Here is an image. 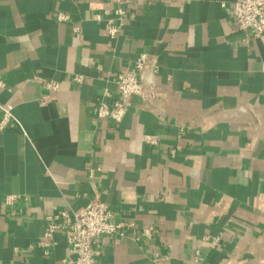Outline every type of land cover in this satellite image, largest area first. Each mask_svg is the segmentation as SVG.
Instances as JSON below:
<instances>
[{
  "label": "crops",
  "instance_id": "obj_1",
  "mask_svg": "<svg viewBox=\"0 0 264 264\" xmlns=\"http://www.w3.org/2000/svg\"><path fill=\"white\" fill-rule=\"evenodd\" d=\"M234 1L132 0L112 39L109 0H0V102L19 121L0 129V264H76L64 228L44 252L46 216L66 224L96 197L132 223L98 264H264V35L237 28ZM142 52L160 59L165 121L139 97L120 123L98 119Z\"/></svg>",
  "mask_w": 264,
  "mask_h": 264
},
{
  "label": "built area",
  "instance_id": "obj_2",
  "mask_svg": "<svg viewBox=\"0 0 264 264\" xmlns=\"http://www.w3.org/2000/svg\"><path fill=\"white\" fill-rule=\"evenodd\" d=\"M112 4V12L105 20V29L110 38L118 37L126 22L134 17L131 10L132 0H109ZM227 6L226 2L222 3ZM231 15L238 29L254 31L255 36L264 35V0H236L230 4ZM97 20H103L100 13L95 14ZM57 19L60 21L69 20L70 15L59 13ZM75 27V31H79ZM161 70L158 55L150 52H142L134 60L132 66L126 70L119 71L114 81L117 89L116 94L108 88L104 89L94 106V114L98 119H111L120 123L129 108L132 106L133 97H139L143 107L150 110L161 121H165L167 115L164 101L159 96L158 74ZM43 87L48 91H55L60 88V83L55 80H47L39 77ZM75 81L81 82L82 75H75ZM7 82L0 76V90ZM49 96L43 94L40 102L45 104ZM0 129L4 128L10 121L19 123L13 113V106L0 102ZM143 140L151 145L160 143V135L145 133ZM180 146L172 150L175 153ZM93 175V172H90ZM20 195H9L7 203L12 204L13 200ZM62 217L68 219L66 224L57 222L54 215H47V226L44 238L40 245L45 253H49L51 247L57 244L55 234L62 228L66 231V238L71 254L76 264H98V257L102 252L103 239H109L114 235H124V229L132 223L125 221H114L113 213L109 205L100 198L92 199L86 206L80 209L62 211ZM152 227L143 229V234L151 236ZM219 237L212 239V245L219 244Z\"/></svg>",
  "mask_w": 264,
  "mask_h": 264
}]
</instances>
